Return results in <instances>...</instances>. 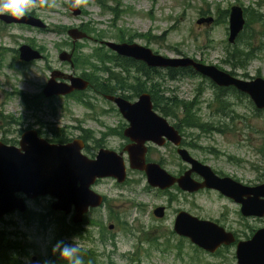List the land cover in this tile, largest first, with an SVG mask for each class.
I'll use <instances>...</instances> for the list:
<instances>
[{"label":"flooded vegetation","instance_id":"af4514ba","mask_svg":"<svg viewBox=\"0 0 264 264\" xmlns=\"http://www.w3.org/2000/svg\"><path fill=\"white\" fill-rule=\"evenodd\" d=\"M82 12L85 13L83 10ZM1 21L6 26H13ZM80 28L85 26L82 24ZM145 34L134 31L112 35L108 29L96 25L88 33L89 36L83 38L92 41L94 47L90 52H83L82 48H78L80 40L72 39L69 51L57 47L54 60H50L48 50L40 49V45L37 48L42 56L31 61L21 60L19 48L22 44L18 48H6V51H1L3 47L0 46V57L3 58L7 51H13L14 59L20 61L23 67L42 63L43 70L49 72L38 93L15 92L22 99L24 108L30 111L26 120L0 112V127L4 129L0 141L20 148L23 135L30 131L49 144L66 145L73 142L74 148H78L89 160H95L101 151L115 152L122 158L126 168V176L122 182L112 176L96 178L89 189L94 193L97 204L89 205L81 213H77L74 204L68 212L53 209L52 203L57 198L50 194L28 198L23 193H17L18 197L24 198L26 210L16 209L6 214L14 216L11 228L0 226V264H66L58 253H53V246L58 241L72 244L74 240L82 250L84 264H116V256L124 259L127 264H144L153 251L160 254L172 253L177 259L183 260L185 241L191 242L200 250L204 249L176 231L178 215L186 212L202 220H212L191 210L199 209L194 198L200 193H215L220 198L237 203L242 219L264 218L243 215L240 203L215 188L205 187L191 191L182 188L178 181L165 188L153 186L148 182L145 170L131 166V155L133 159L134 155L140 158L139 152L142 149L146 165H158L174 179L185 178L186 181L193 180L197 183L204 181V176L195 170L193 163L180 154L181 149H184L191 157L199 160L193 151L198 145L191 132L186 131L179 123V114H165L160 106L168 100L163 97V72L170 68L149 66L144 60L120 55L107 45L108 41L141 43ZM62 51L73 52L72 59H61ZM53 61L58 66H54ZM56 70L63 72L62 77H57L59 82L70 84L69 75L73 74L89 81V85L85 90L46 96L44 89ZM153 84H156L155 88ZM167 91L166 96L170 95ZM143 93L150 95L153 110L166 118L177 133L168 129V134L147 139L141 147L139 139L143 134L140 129L142 125H134L107 96H121L134 103ZM56 101L60 103L57 104ZM75 104L81 108H72L71 105ZM69 116L70 121H66ZM25 121L27 123L24 124ZM160 124L157 121L148 125L157 128ZM214 171L220 177L228 176L220 170ZM138 184L141 186L138 187ZM116 191L118 194H115ZM3 217L0 218L1 222ZM227 225L224 223L222 226L226 230L230 229L228 231L232 230L236 241L231 245L221 246L214 253L237 245L240 240L251 238L259 228L264 227L253 228L247 224L252 230L247 238V231L237 230L230 225L226 228ZM243 235L246 239H241ZM122 243L127 249H119Z\"/></svg>","mask_w":264,"mask_h":264},{"label":"rangeland","instance_id":"374dc122","mask_svg":"<svg viewBox=\"0 0 264 264\" xmlns=\"http://www.w3.org/2000/svg\"><path fill=\"white\" fill-rule=\"evenodd\" d=\"M104 1L106 5L113 7L115 12L103 11L97 0H89L88 5L82 6L81 9L85 13L81 12L80 15L72 14L68 0H57L58 7L56 8H36L32 11L47 26L52 28L54 25H66L69 29L80 28V25L83 24L89 28L96 27V25L100 28H106L112 35L133 33L134 31L145 32L147 35L141 43L138 42L149 46L157 53L172 57L180 55L196 58L248 80L257 76L264 78V22L249 24L243 30L244 35L241 40L236 39L235 43H230L227 41L229 37V15L225 19L221 18L220 21L218 18V9H230L235 4L245 8L257 9L263 13L264 18V0ZM209 15L213 16L216 22L201 25L196 23L201 16ZM1 22L0 20V46L3 47L1 51H6V48L7 50L8 48H18L22 43H28L30 39L48 50L50 60L55 59L59 43L63 44V49L68 51L71 49L72 39L68 34L59 35L46 29L4 26ZM154 36L155 38H153ZM79 42L81 44L78 48H82L85 53L90 52L94 47L91 40L82 39ZM236 43L242 50H252L254 53L246 68H233L226 61L229 59L226 46L234 47ZM14 55L13 51H7L3 58L0 57V112L3 111L5 114H12L26 120L30 111L24 108L22 99L15 92L38 93L42 89L49 72L43 70L42 63L33 67H23L20 61L14 59ZM52 64L58 66L55 61ZM167 73L168 69H164L163 81L164 75ZM165 86L168 87V93H175L179 98L184 99L195 98L198 93L197 88L199 86L204 87V91L198 97L199 101H203L200 113L204 119H210L212 108L208 107L211 97L209 79L201 75L185 76L184 78L165 80ZM249 100V97L243 96L239 99L233 95L231 101H237L235 108L244 116V119L237 118L233 124L235 128L229 130L231 132L204 133L196 128L190 129L189 132H192V137L198 145L193 151L200 161L239 181L254 185L264 182V156L259 154L255 148L261 144L258 132L264 129L262 126L264 117L253 118L255 114L254 104ZM56 103L59 104L60 102L56 101ZM71 107L81 108L80 105L76 104L71 105ZM69 118L70 116L66 121H70ZM3 133L4 129L0 127V138ZM210 149H215L216 152L211 153ZM232 156L238 157L240 160H234L231 158ZM140 186L141 184H138V187ZM115 194H118V191ZM194 199L198 203L199 209L191 208L193 212L204 218L217 220L221 225L225 223L237 230L247 231V238L252 234V230L247 224L253 228L264 226V218L242 219L237 203L220 198L215 193H200ZM3 218V220L1 219L2 222L0 221V226L11 228V220H15L14 216L6 215ZM241 239H246L245 235ZM37 241L39 240L37 239ZM185 244L183 260L177 259L172 253L160 254L158 251H153L144 264L237 263L236 245L222 248L218 253L212 254L196 248L191 242L185 241ZM119 249L125 250L127 246L122 243L119 245ZM116 264L127 263L124 259L116 256Z\"/></svg>","mask_w":264,"mask_h":264},{"label":"water","instance_id":"95a60500","mask_svg":"<svg viewBox=\"0 0 264 264\" xmlns=\"http://www.w3.org/2000/svg\"><path fill=\"white\" fill-rule=\"evenodd\" d=\"M69 7L74 15L81 13V8ZM0 19L7 24L21 23L39 28L47 27L41 18L30 14L22 20H15L8 15H0ZM228 20V41L235 43L246 24L243 7L238 4L232 5ZM213 21V16H207L197 19L196 23L210 24ZM68 34L74 40L88 36L78 28H70ZM107 45L118 54L144 60L149 66L191 67L220 87L236 88L248 95L257 109H264L263 77L257 76L250 80L240 78L216 65L207 64L189 56H165L140 43L108 41ZM19 51L20 58L24 61L35 60L42 56L40 50L27 43L22 44ZM72 55L70 52L62 51L60 58L71 60ZM62 76L63 72L59 70L52 73V78L49 79L44 89L46 96L66 94L73 90H85L89 85V81L73 74L69 75L70 84L57 81V77ZM107 98L114 101L120 112L134 125L138 123L142 125L140 129L143 134L139 139V146L142 147L147 139L168 134V129L177 133L166 118L159 116L153 110L148 93L141 94L139 100L134 103L121 96L108 95ZM151 117H156L155 120L161 123L157 128L148 125L150 122H157ZM74 145L73 142L66 145L49 144L30 131L23 135L20 148L0 141V218L16 209L26 210L24 198L18 197L17 193H23L28 198L50 194L57 198L52 203L53 209L68 212L74 204L77 213H81L89 205L97 204L94 193L89 189L90 184L96 178L112 176L119 182L125 179L126 168L117 153L101 151L95 160H89L79 152L78 148L75 149ZM143 152L144 150L141 149L140 158L134 155L135 159H133L131 155V166L145 170L148 174V182L153 186L165 188L178 181L182 188L191 191L205 187L215 188L240 203L243 215L264 216V182L246 185L232 176L220 177L209 164L191 157L184 149H181V156L193 163L195 170L204 176V181L197 183L193 180L186 181L185 178L174 179L160 166L146 165ZM175 229L180 235L188 237L198 247L210 253L216 252L223 245L228 246L236 241L233 232L227 231L217 222L202 220L186 212L178 215ZM236 259V264H264V227L259 228L251 238L237 242Z\"/></svg>","mask_w":264,"mask_h":264},{"label":"trees","instance_id":"16d2710c","mask_svg":"<svg viewBox=\"0 0 264 264\" xmlns=\"http://www.w3.org/2000/svg\"><path fill=\"white\" fill-rule=\"evenodd\" d=\"M99 2L104 10L105 9L114 10L112 7L106 5L104 0H99ZM244 12H245V17H246L245 29L251 23L264 22L263 13H260L257 9L245 8ZM32 13L34 14V12ZM228 15H229V9H225V10L218 9L219 21L221 20V18L225 19ZM18 26L22 28L26 27L24 25H18ZM28 28H30V26ZM67 28L68 27L66 25H54V28L49 27L46 30L53 31L61 35V34L67 33ZM81 29L88 33L92 31V28H89V27H85ZM140 35L142 36V34ZM146 35L147 34H145V36ZM243 35H244V32H241L237 40L240 41ZM153 38H155V36ZM28 42L33 47H38V44H36V42L33 39H30V41ZM57 47L58 49H62L60 48L62 47L61 44H58ZM39 48L45 49L43 45H40ZM226 48H227L226 52L229 56V59L226 61L229 62L233 68H237V67L246 68L249 61L254 56V53L252 50L251 51L245 50V49L242 50L237 43L235 44L234 47L226 46ZM76 66L79 67L78 64ZM231 73L234 74L233 72ZM185 76H199V74L196 73L192 68L188 67V68H170L168 70L167 75L166 74L164 75L163 97L167 98L168 100H165L160 105L162 106V112L165 114H174V115L176 113L179 114V123L184 127V129H186V131H190V129H193V128L199 129L201 132H204V133H211L214 131H217L220 133H226L229 130H233L235 128L233 124L235 123L236 119L244 117L235 108L237 101L236 102L231 101L233 98V95L238 97L239 99L240 97H243V96L248 98V96L238 91L236 88L232 86L219 87L209 80L210 89H211V97L208 102V107L212 108V114L210 116V119L206 120L202 117L200 113L202 109L201 104L203 101L202 100L199 101V98H198L199 94H201L204 91V87L199 86L197 88L198 90L197 96L193 99L179 98L175 93L166 96V90H168V87L165 86V80L167 81L168 79H179V78H184ZM153 85H154L153 87L155 88L156 84H153ZM106 92L110 93L109 91H106ZM21 96L23 98L25 97L24 94H21ZM170 98H173V99H170ZM254 112L255 114L253 118L259 119V117H264L263 116L264 109H257L254 106ZM245 120H246V117H245ZM262 126L264 127V123H262ZM258 135L260 137L261 144L259 147L255 146V148L257 149L259 154L264 156V129L260 130L258 132ZM210 150H211L210 151L211 153L216 152L215 149H210ZM231 158L237 161L240 160L238 157H235V156H232Z\"/></svg>","mask_w":264,"mask_h":264},{"label":"clouds","instance_id":"9594fccd","mask_svg":"<svg viewBox=\"0 0 264 264\" xmlns=\"http://www.w3.org/2000/svg\"><path fill=\"white\" fill-rule=\"evenodd\" d=\"M73 8L86 6L89 0H68ZM57 0H0V15H8L15 20H22L32 10L36 8H56ZM53 253H58L66 264H84L82 250L75 240L72 244L58 241L53 246ZM48 264V262H45Z\"/></svg>","mask_w":264,"mask_h":264}]
</instances>
